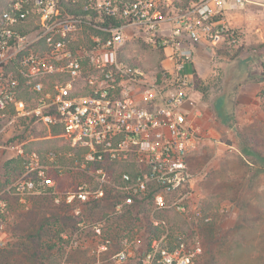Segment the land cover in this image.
Listing matches in <instances>:
<instances>
[{"label": "built area", "instance_id": "obj_1", "mask_svg": "<svg viewBox=\"0 0 264 264\" xmlns=\"http://www.w3.org/2000/svg\"><path fill=\"white\" fill-rule=\"evenodd\" d=\"M250 1L197 0L187 9H176L180 0H11L0 6V112L14 113L0 121V137L17 119L35 117L50 137L56 126L82 151L81 160L64 166L54 163L55 150L46 162L33 152L24 162L18 197L39 194L36 182L44 190L53 186L50 171L67 168L85 174L66 192L68 203L118 197L108 212L114 216L152 195L153 212L173 207L194 227L210 222L189 159L201 132L186 106L193 87L186 66L201 42L217 44L226 32L227 43L235 41L224 20L227 7ZM129 42L162 48L161 67L149 71L128 59ZM23 144L16 143L17 154ZM7 149L0 142V153ZM121 163L129 168L117 178L110 169ZM74 214L80 220L61 233V264H193L201 253L199 243L182 236L170 244L167 229L149 240L135 229L117 238L105 234L110 216L86 220L81 206ZM145 244L136 257L134 246ZM84 250L86 258H74Z\"/></svg>", "mask_w": 264, "mask_h": 264}, {"label": "rangeland", "instance_id": "obj_2", "mask_svg": "<svg viewBox=\"0 0 264 264\" xmlns=\"http://www.w3.org/2000/svg\"><path fill=\"white\" fill-rule=\"evenodd\" d=\"M224 20L236 33L230 58L215 53L217 44L203 41L188 59L191 71L196 66L199 74L197 80L193 77L188 108L193 118L204 116L201 122L194 118L201 140L189 159L198 174L194 183L203 195L199 201L205 215L212 217V224L199 221L194 227L173 207L160 212L152 208L145 217L139 216L142 227L134 231L144 235L143 227L153 220L165 221L163 226L174 239L182 236L200 244L201 253L193 264H264V164L253 154L242 152V145H249L264 155V0H251L243 7L229 4ZM124 55L149 71L160 68L165 59L162 48L142 42H129ZM230 116L232 120L225 121ZM37 126L43 131L34 138L40 146H50L53 151L68 148L64 139L50 138L42 125ZM15 145L9 143V149L0 153V264H35L29 251L35 238L32 235L51 212L70 208L73 215L75 206H81L84 217L91 221L111 217V209L105 213L93 208V213L89 204L68 203L66 192L76 187L58 190L60 200L53 204L41 201L39 205L38 199L28 194L21 200L16 192L24 172L20 175ZM76 150L64 152L68 163H73ZM7 180L12 182L7 184ZM61 222L57 223L59 228ZM58 243L62 249L53 252L57 257L54 264H61L64 255L61 240ZM145 248L146 244L134 246V255L140 256ZM73 256L82 260L87 251Z\"/></svg>", "mask_w": 264, "mask_h": 264}, {"label": "trees", "instance_id": "obj_3", "mask_svg": "<svg viewBox=\"0 0 264 264\" xmlns=\"http://www.w3.org/2000/svg\"><path fill=\"white\" fill-rule=\"evenodd\" d=\"M11 0H0V6L5 7ZM189 3V0H187ZM186 3V2H177L175 4L176 9H187L191 3ZM174 8V7H173ZM74 11V9H72ZM71 11V12H73ZM77 12H82L81 8L75 9ZM226 33H223L222 37L220 40L217 42L216 47L214 48L215 53L220 56L221 58L227 59L230 58V53L234 50V46L228 45L227 42L229 40V35ZM193 65V62H191ZM193 77L197 80L199 77L197 67L194 66L192 70ZM13 110L7 109L6 111L0 112V121L1 123L5 124L7 123L12 115H13ZM35 117L23 119L19 118L17 119L14 123L11 124L9 128V132L11 133L10 135H2L0 137V142H4L5 144L9 143H24L23 144V149L24 152L22 154H18L17 160H19V169H20V175L24 172V162L27 158H30L33 152H37L42 156L43 161H47V155L50 151H52V147L50 146H40L39 141L34 140V138L39 137L38 134H41V132L38 130L39 123L35 121ZM224 120V118H223ZM232 120V116L227 117L225 121ZM230 123V122H229ZM41 125V124H40ZM43 126V125H42ZM43 129H45V132H48V130L43 126ZM60 128L54 127L52 129V136L50 138H62L65 140V138L60 136ZM49 133V132H48ZM8 138V139H7ZM48 138V139H50ZM45 139L44 141H46ZM68 148H65L62 151H58L61 147L55 148L56 150V161L54 163H59L67 165L68 162L65 158H67V152L70 153V150L74 149L70 146V143L65 140ZM43 143V142H42ZM242 152L245 155H250L253 154L260 162L264 164V155H261L258 153L256 150L252 149L249 147V145H242ZM76 150V149H74ZM67 151L66 153H64ZM81 152L80 150H76V155L74 153L73 157L74 159L81 160ZM65 154V156H64ZM73 159V160H74ZM72 160V159H70ZM69 161V160H68ZM124 164L121 168L116 166H112L110 171L114 175L119 178L120 174L123 171L128 170V166ZM19 175V176H20ZM50 176L53 177L55 180V184L53 186L47 187L45 190L42 188L41 185L37 183V188L41 192L37 195H34L35 199H38L40 203L39 205L42 204L41 201H47L50 202V204H53L55 199H56V194H54L58 190H63L66 189L68 190L70 187H76L79 183L82 182V180L85 179V174L80 172V171H72L70 169L64 168L62 169H52L50 171ZM12 181L7 180V184H10ZM72 189V188H71ZM118 199V197H107L105 198L104 201H97V202H91L88 203L90 206V211H93L95 208V211H103L105 213L108 212V208L112 210L114 207V200ZM65 205H68L65 201L62 202ZM152 204H153V196L149 195L142 201H136L133 203L131 206H128L127 209L123 214L120 215H114L112 217L108 218L107 221V226L105 229V234L107 236H113L119 238L120 236L124 235L125 232H130L134 230L137 227H142L141 222L139 221V216H146L150 213V210L152 209ZM92 208V209H91ZM63 210H66L63 212ZM88 210V209H87ZM86 210V211H87ZM57 212V211H56ZM71 209L70 208H65L61 209L57 213L51 212L47 217L43 220H41L40 223H38L39 227L36 229V235H32V241L27 248H29V251L32 253V259L35 264H54L55 260L57 257L53 255V252L56 250L62 249L60 244L58 243V240H61V233L71 227H74L75 224L80 220L79 216L76 215H71ZM94 213V211H93ZM1 216V215H0ZM148 218V217H147ZM63 221V223L61 222ZM61 222V227L57 226V223ZM147 222V220H146ZM210 224H212L210 222ZM208 226V223H207ZM144 237H147V240H149L153 236H161L163 233H165L167 230L163 225L156 226L153 224V222L148 224L145 227ZM170 236V241L169 243L172 244L173 237L169 233ZM176 239V238H175ZM60 242V241H59Z\"/></svg>", "mask_w": 264, "mask_h": 264}, {"label": "crops", "instance_id": "obj_4", "mask_svg": "<svg viewBox=\"0 0 264 264\" xmlns=\"http://www.w3.org/2000/svg\"><path fill=\"white\" fill-rule=\"evenodd\" d=\"M181 2L180 3H182V2H185V1H187V0H180ZM197 0H189V3H193V2H196ZM188 3V4H189ZM164 29H165V31L167 32V31H169L170 30V24L169 23H167L166 25H164ZM186 70H188V71H191V69H190V66L189 65H187L186 66ZM186 106L187 107H190V104L187 102L186 103ZM204 116L203 115H199V116H195L194 118H198V119H201V120H199V122H201V121H204L202 118H203ZM193 118V119H194ZM194 121H195V119H194ZM196 122V121H195ZM196 124V123H195ZM197 125V124H196Z\"/></svg>", "mask_w": 264, "mask_h": 264}]
</instances>
